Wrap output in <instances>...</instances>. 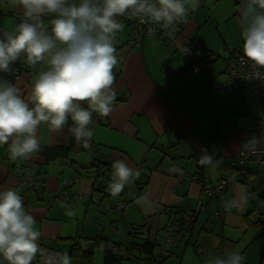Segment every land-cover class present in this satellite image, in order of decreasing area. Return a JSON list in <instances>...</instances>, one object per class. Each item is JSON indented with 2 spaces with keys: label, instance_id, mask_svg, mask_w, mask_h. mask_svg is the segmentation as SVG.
<instances>
[{
  "label": "crops",
  "instance_id": "crops-1",
  "mask_svg": "<svg viewBox=\"0 0 264 264\" xmlns=\"http://www.w3.org/2000/svg\"><path fill=\"white\" fill-rule=\"evenodd\" d=\"M243 3L244 0H200L195 11L189 9L187 22L169 43L150 35L132 45L131 27L117 17L124 27L116 38L119 59L113 69L116 102L114 111L102 117L100 124L90 125L92 146L78 149L70 132L53 131L46 123L38 128L40 146L66 149L65 157L46 161L34 153L30 158L13 161L9 158L8 145H0V191L9 188L17 191L25 212L35 217L34 228L41 232L39 264H46L47 255L63 252L72 258L71 264H77L71 254L74 241L84 251H90L87 245L91 247L89 242L96 236L125 242L131 228L142 224L157 236L167 223L166 213L175 210L197 216L196 241H200L197 248L202 247L200 251L207 253L206 256L231 250L243 256V264H264L262 230L249 224L264 218L262 212L258 218L250 219L252 212L262 211L255 198L264 200V179L258 180L256 189L250 188L255 191L254 205L249 203L247 186L243 180L236 179L237 174L236 182L219 199L203 210L198 205L203 183L215 184L229 175L220 165L213 169L200 164L202 150L228 161L251 136V122L248 128L245 124L237 125L220 112L227 107L239 109V113L234 112V120L242 118L243 107L249 109L242 91L234 90L223 97L214 92L225 81L226 59L243 51L239 25ZM19 8L13 0L0 4V30L15 31L20 23ZM52 19L53 16L44 17L45 28L50 29ZM185 47L190 49L188 54L181 52ZM209 55L213 58L212 65L191 79L189 64ZM19 63V80L11 83L20 89L26 102L32 103L34 81L40 71L46 70L47 63L32 66L23 59ZM205 82H211L207 90H213L219 97L209 99L207 95L208 103L202 105L200 96L205 94ZM82 106L87 107V102ZM220 128L224 136L219 134ZM117 159L126 160L140 175L125 185L118 196H113L109 191L111 181L101 179L95 184L91 177L98 165H113ZM26 160L33 165L36 179L42 185L35 194L22 187L12 171V166ZM59 191L65 192L60 200ZM121 204L124 207L120 210ZM72 210L75 215H66ZM215 211L220 214L215 215ZM176 251L171 250L165 264H180V259L174 256ZM185 251L186 248L183 255ZM136 260L133 258L125 264H135ZM0 264L7 262L0 257Z\"/></svg>",
  "mask_w": 264,
  "mask_h": 264
},
{
  "label": "clouds",
  "instance_id": "clouds-1",
  "mask_svg": "<svg viewBox=\"0 0 264 264\" xmlns=\"http://www.w3.org/2000/svg\"><path fill=\"white\" fill-rule=\"evenodd\" d=\"M13 2L20 6V23L14 32L0 30V72H10L11 65L22 59L32 66L47 63L34 81L32 103L26 102L15 84L0 78V145H8L13 161L41 151L37 132L45 123L53 131L66 129L82 147L90 146L93 113L107 117L116 102V38L124 27L117 17L131 10L171 34L177 24L187 22L189 9L195 11L200 6V0ZM239 15L244 56L256 68L264 69V0H244ZM45 16L54 17L50 30L45 28ZM181 52L188 54L190 49L185 47ZM84 102L87 107L82 106ZM202 153L200 164L215 169L222 163L207 150ZM112 168L109 191L113 196L140 175L123 159H117ZM66 215H75V210ZM35 223L17 191H0V257L7 264H32L42 253L38 243L41 232L34 228ZM45 259L46 264H71L72 258L63 252ZM243 260L239 252L225 250L221 255H210L206 264H243Z\"/></svg>",
  "mask_w": 264,
  "mask_h": 264
},
{
  "label": "trees",
  "instance_id": "trees-1",
  "mask_svg": "<svg viewBox=\"0 0 264 264\" xmlns=\"http://www.w3.org/2000/svg\"><path fill=\"white\" fill-rule=\"evenodd\" d=\"M243 43H244V41H243ZM232 56H230L229 58H231ZM229 58H227L226 61ZM203 59H210L211 65H212L213 58H211L210 55L206 56ZM193 61L189 64V71H190V67H191V64L193 63ZM17 62H19V61H17ZM225 69H226V64H225ZM200 73H198L197 75H199ZM0 74H1V72H0ZM189 75H190L191 79L194 76L197 77V75H194L191 72H189ZM225 80H226V74H225ZM220 85H218L214 89L215 94L224 96V95H227L234 90H241L242 93L244 94L246 106L257 112V115L252 116L251 121H250L251 122V132L253 134V126H252L253 118L254 119L255 118L256 119L264 118V116L262 115V112H261L262 111V105H264V98L259 100L258 102L254 101V100L248 102L246 89L242 88V87L235 88L226 94H218L216 92V89H218L220 87ZM102 117L103 116H101V118ZM101 118H100V120H101ZM100 120L96 123L95 122V116L93 115L94 124H92V126H95V124L96 125L100 124ZM91 146H92V142H91V145L89 146V148ZM67 152L68 151L66 149L45 148V147L41 146V151L39 153H35V154L40 156V157H43L46 161H50V160H54L55 158L65 157ZM218 159L222 160V163L220 164V166L226 168L227 171L229 172V175L227 177L233 176L235 178L236 174L242 177L243 183L247 186V194L249 195V203L254 205L255 199H254L253 193L255 191L250 189L248 181L254 177H257V175L259 173L258 169H259V166H261V165H259V166L258 165H250L246 169H238V168L233 167L230 164L232 162L231 161L232 158L228 161H225L224 159H221V158H218ZM30 164L31 163L27 162V160L24 162H21V163H17L14 166H12V171L20 179L21 177L18 173L15 172V169L16 168L31 167L32 168L31 171H32V175H33L32 181H33V185L36 186V189L32 190L31 187H26L22 183L21 180H20V184L22 187H25L27 189V191L35 194L41 190L42 185L36 179L37 174L35 172L33 165L31 164V166H29ZM251 166H255L254 171L249 169ZM262 166H264V165H262ZM96 169L97 170H95L94 176L91 177L93 179V181L95 182V184L98 181H100L101 179L105 180L106 177L108 179L107 181H112V179H111V171L113 170L112 165H103V166L98 165ZM261 179H264V175L261 177ZM235 182H236V179H235ZM262 183L264 185V181H262ZM98 187H100L99 184L97 185V188ZM227 188L225 189V191L227 190ZM59 192H63V197H64L65 192L64 191H59ZM202 197H203V194H202L201 198ZM220 197H218L217 199H219ZM217 199L210 200L204 207H206L208 204H212ZM123 207H124V205H123ZM123 207L120 208V210L123 209ZM215 212H218V211H215ZM219 214L220 213H218V215ZM166 216H167V223L163 227V229H161L165 232V235H164V238L162 240V243H160V244H159V240H158V235L156 236V234L155 235L150 234L151 229L149 227H147L146 224H142V225L134 226L131 228L132 230L128 233V238L125 242H121V241L116 242V241H113V240H110V239H107V238H104L101 236H96L94 239H91L89 242L91 245L90 251H84V249H82L80 247L78 242L74 241L73 245H72V250H71L72 253L71 254L75 257L77 264H93V251L95 248L101 250L102 257H103V264H125V262L127 263L129 260H131L133 258H136L137 260H139V261L136 260L135 264H146V263L147 264H165V261L167 260V258H169L172 255L171 250L178 248L179 244L184 239H186L188 243H192L194 241L195 235L198 234V230L196 229V222H197V220H196L197 216L196 215L188 216L187 213H185L184 211L175 210L173 212H167ZM249 224L251 226L260 227L262 230L260 237L264 238V218H259V220L255 221V222H249ZM201 230H206V229L202 228ZM172 237H177V240L173 245H168L167 241L168 240L170 241L172 239ZM192 244H194V243H192ZM157 248H160V249H159V252L157 254H155V251ZM196 248H197V246H196ZM162 255H166V256L164 257ZM38 264H39V262H38Z\"/></svg>",
  "mask_w": 264,
  "mask_h": 264
},
{
  "label": "built area",
  "instance_id": "built-area-1",
  "mask_svg": "<svg viewBox=\"0 0 264 264\" xmlns=\"http://www.w3.org/2000/svg\"><path fill=\"white\" fill-rule=\"evenodd\" d=\"M4 0H0V4ZM125 23H127L133 34L130 37L129 42L132 45H137L142 38L145 36L156 35L163 42H166L170 38L172 39L176 36L182 26L185 23H179L176 25V30L171 34L167 33V30L162 29L159 24L151 22L146 19L132 13L131 10L126 12L123 16L119 17ZM211 66L210 59H198L194 60L191 64L190 71L192 74L197 75L202 71H206ZM20 63L16 62L11 65V71L8 73L1 72L0 78L7 80L9 82H15L19 80ZM226 80L220 85L216 92L218 94H226L235 88H245L247 92V100L256 101L264 98V69H258L252 65L251 62L247 60L244 56L243 51L236 53L231 58L226 61ZM101 116L95 113V122L100 120ZM96 125V124H95ZM253 126V136L247 141L246 145L233 157L230 163L233 167L238 169H246L250 165H264V118H258L252 120ZM91 145V143H90ZM78 149L83 148L81 145L77 144ZM31 166V164L29 165ZM31 167L16 168L15 172L20 175V180L26 187H31L32 190L36 189L33 185V175ZM196 178V177H195ZM78 177L75 180H77ZM111 179H113V170L111 171ZM235 183V178L233 176L226 177L219 180L217 183L212 184L210 182H205L202 185L203 197L199 200L198 205L203 210L205 205L210 200H215L220 197L225 189ZM69 184H66L68 186ZM57 199L63 198V192H58ZM123 204L120 205V208ZM216 212L215 215H218ZM177 240V237H172V239L167 241L168 245H173ZM32 264H38V256L32 261Z\"/></svg>",
  "mask_w": 264,
  "mask_h": 264
},
{
  "label": "rangeland",
  "instance_id": "rangeland-1",
  "mask_svg": "<svg viewBox=\"0 0 264 264\" xmlns=\"http://www.w3.org/2000/svg\"><path fill=\"white\" fill-rule=\"evenodd\" d=\"M170 41H172V39L170 38L169 40H167L166 42L167 43H169ZM220 63H223V60H221L220 61ZM198 82H201L200 81V79H198ZM211 85V82H209L208 84H206V82H205V85H204V95H202V96H200V100H201V104L202 105H205V103L207 104L208 102L206 101V97H207V95H208V98L209 99H213V98H215V99H218V97L219 96H215V94L213 93V90H212V92L211 91H208L207 90V88H210L209 86ZM223 97V96H222ZM210 105H211V103H210ZM244 109H242L241 110V113H240V115L242 116V118H236L235 120H234V112H237V113H239L240 112V110L239 109H235V110H231L229 107H227L226 109H221L220 110V112L222 113V114H225V116H227L226 117V119H227V121H229V122H231L230 120L232 119L233 121H235L236 122V124L237 125H246V127L248 128V123L250 122V117H252V116H256L257 115V112L255 111V110H252L251 108H249L248 110H246L245 109V107H243ZM248 112V113H247ZM262 115L264 116V109H262ZM209 114H212V111H211V108L209 109ZM260 114V113H259ZM258 114V115H259ZM224 123V122H223ZM230 124V123H229ZM250 131H251V129H250ZM228 132L230 133V132H232L231 131V129L230 128H228ZM228 132H227V134H228ZM220 135H222V136H224V134H223V128H220V133H219ZM253 134H252V132H251V136H252ZM250 136V137H251ZM235 156V155H234ZM233 156V157H234ZM233 157H232V159H233ZM255 166H251L249 169L250 170H252V171H254L255 169ZM258 172H259V176L258 177H254V178H252L251 180H250V183H249V185H250V188H252V189H256V186H257V183H258V180H261V177H262V175H264V166H259V169H258ZM241 177V176H240ZM239 176H237V178L236 179H238V180H242L241 178H240ZM108 179H107V177H106V179L104 180V181H107ZM263 185V184H262ZM261 185V186H262ZM264 186V185H263ZM260 188V187H259ZM260 191V190H259ZM256 199V203H257V205H258V207H259V210H262V211H259V213L257 212V213H255L254 214V212H252L251 214H250V219L251 220H253V219H255V218H258L259 217V215H260V213H264V200H261L262 198H260V197H256L255 198ZM262 213V214H263ZM257 214H258V216H257ZM250 219H249V221H250ZM259 220V219H258ZM258 229V228H257ZM255 231H258V230H255ZM163 231L162 230H160L159 231V233H158V240L160 241V240H163ZM113 236V235H112ZM197 237H198V235H195V237H194V241L192 242V243H194V244H192V243H188L187 242V240L186 239H184V240H182V242L179 244L181 247L176 251V249H174V251H176V252H174V256H176L177 258H179L180 259V264H206V260H207V258H208V256H206V254L207 253H205V254H203L201 251H200V249L202 248V247H200V249H198V248H196V246H198L199 245V243H200V241H199V243H197V241H196V239H197ZM112 238V237H111ZM216 241H217V238H215V246H216ZM188 243V244H187ZM242 243H243V241H242ZM256 245V244H255ZM87 246H89V245H87ZM179 247V246H178ZM186 248V251H185V253H184V255H183V251H184V249ZM157 251H158V248L156 249V253H157ZM205 252V251H204ZM93 253H94V264H103V260H102V252H101V250H95L94 249V251H93ZM96 261V262H95Z\"/></svg>",
  "mask_w": 264,
  "mask_h": 264
},
{
  "label": "water",
  "instance_id": "water-1",
  "mask_svg": "<svg viewBox=\"0 0 264 264\" xmlns=\"http://www.w3.org/2000/svg\"><path fill=\"white\" fill-rule=\"evenodd\" d=\"M91 249V247L90 246H88V250H90Z\"/></svg>",
  "mask_w": 264,
  "mask_h": 264
}]
</instances>
